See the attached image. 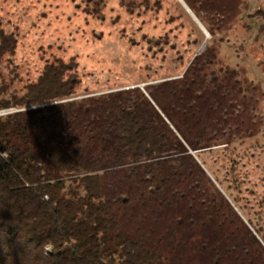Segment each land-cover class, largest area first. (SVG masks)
Masks as SVG:
<instances>
[{
	"label": "trees",
	"instance_id": "16d2710c",
	"mask_svg": "<svg viewBox=\"0 0 264 264\" xmlns=\"http://www.w3.org/2000/svg\"><path fill=\"white\" fill-rule=\"evenodd\" d=\"M149 1L128 4L165 10L173 29L184 26L202 42L197 25L174 16L172 0ZM258 1L257 16L247 17H259L252 43L264 48V0ZM86 13L104 18L101 9ZM234 23L236 31L241 21ZM18 42L17 33L0 25V110L15 109L0 115V264H239L252 258L255 236L237 227L232 208L213 196L219 191L212 181L203 188V169L154 107H115L113 94L79 100L74 56L48 58L36 78L24 81L14 63ZM255 60L264 74V58ZM235 66L240 75L246 71ZM173 94L180 106L163 109L185 136L174 120H183L187 109L183 95ZM111 105L116 110L102 116ZM200 112L192 109L193 117ZM189 143L195 150L214 145Z\"/></svg>",
	"mask_w": 264,
	"mask_h": 264
},
{
	"label": "rangeland",
	"instance_id": "374dc122",
	"mask_svg": "<svg viewBox=\"0 0 264 264\" xmlns=\"http://www.w3.org/2000/svg\"><path fill=\"white\" fill-rule=\"evenodd\" d=\"M238 1L172 0L174 16L197 25L202 42L184 26L173 29L176 22H168L165 10L138 8L128 4L132 0H0V25L18 34L14 63L24 81L36 78L48 58L74 56L82 79L79 100L113 94L114 106L154 107L203 169V188L212 181L220 192L213 196L232 208L237 227L255 236L252 258L239 264H264V74L255 60L264 58V48L252 43L259 17H247L257 16L261 2ZM94 9L104 18L86 13ZM237 20L243 27L235 31ZM223 55L228 60L217 58ZM228 63L246 71L241 76ZM173 93L183 95L181 107L187 109L183 120L176 115L174 120L185 136L163 109L180 106ZM113 105L102 116L115 111ZM199 107L193 117L192 109ZM12 111L0 110V115ZM85 124L83 119L80 126ZM197 140L214 145L195 150L189 141Z\"/></svg>",
	"mask_w": 264,
	"mask_h": 264
},
{
	"label": "crops",
	"instance_id": "0c3cea01",
	"mask_svg": "<svg viewBox=\"0 0 264 264\" xmlns=\"http://www.w3.org/2000/svg\"><path fill=\"white\" fill-rule=\"evenodd\" d=\"M197 19V18H196ZM199 21V20H198ZM203 28V27H202Z\"/></svg>",
	"mask_w": 264,
	"mask_h": 264
}]
</instances>
